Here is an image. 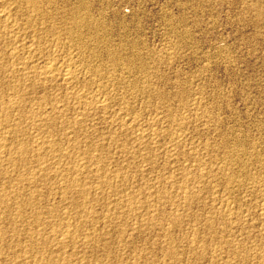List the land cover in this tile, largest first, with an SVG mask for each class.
<instances>
[{
	"label": "rangeland",
	"instance_id": "374dc122",
	"mask_svg": "<svg viewBox=\"0 0 264 264\" xmlns=\"http://www.w3.org/2000/svg\"><path fill=\"white\" fill-rule=\"evenodd\" d=\"M25 1L27 2L25 3ZM0 4V15L2 13V15L5 14L6 16H8L7 19L3 17L0 20V50H5L1 52L2 54L4 52H7L2 56L0 53V56L4 58L3 60L0 57V60L2 59L3 62H5L3 64L2 61L0 62V72H2L0 74V76H2V78L0 77V82H2L0 84V95L5 97L6 94V99H3L0 96V101H2V99L5 100V102L0 103H7L9 102V99L14 100L15 98L16 100L14 101L20 100L21 106H24L26 104L24 108H27V110H25L22 107L20 110L11 111L9 113L11 114V117L9 116L10 120L13 123H18L17 129L19 130L20 128L19 131L21 135V137L19 138H22V136L25 134L24 132H26V135H24V137L27 136V138L29 139V143L26 138H22L23 140L20 139L23 142L22 143L18 138H16L17 140L14 139L13 143L16 144L19 142L23 145L26 144L25 146L28 150H30L28 152H32V149L30 148L34 147L33 149H35V145H37L33 140V136L37 135V137H39L40 134L42 138H44L45 136V139H51V141H54L56 149H59H57L58 153H56V151L54 153L51 147H49L51 149H49L48 146L44 147L45 149L42 150H45L44 152H46V155L43 157V160L41 158L39 160L37 157L33 158V154L28 153V157L21 161H18L17 164L12 165L10 169L8 168L11 166V163L8 164L9 161L6 163L7 160H4V153H0L1 159L3 158L2 163L0 161V170L2 171V176L0 174V195L3 192L11 193V189H6V183L10 180L12 181V183L18 184L21 178L23 180H26L25 177H27V179H31L30 182H24V186L22 185L23 187L20 186L23 191L21 190V196L19 197L20 199H16L18 203L15 200L9 204H4L0 201V207L2 208L0 209V222H3L0 224V228H2L0 229V258L3 257L1 258L2 261H0V264H8L10 261L12 262H10L11 264H32V261L34 262L33 264H38L37 261H34L32 259L33 256L35 257L36 252L37 257L39 256V258H42V261L39 264H77V262H81L79 264H116V262L117 264H158V262L159 264H166V262L167 264H173L174 262L175 264H223V261L225 262L226 260L225 258H227V262H225V264H256L257 261V264H263L259 261H261L260 258H264V205L261 207L264 202V0H37V10L31 7V5L28 3V0H0ZM78 13H80V15L85 19V23L82 21L84 25L81 24L82 22L79 23L80 25L76 24L75 15ZM32 16L34 17V19ZM31 17L34 21H29L32 20ZM73 20H75V22H73ZM2 24L6 27H4ZM66 26L68 29L66 28ZM69 28L71 31L69 30ZM7 29L9 33H7ZM10 29H15L14 31H16L19 35L17 37L12 36L13 33H10ZM69 32H80V34H78L79 37H71L69 35ZM2 34L3 36L1 37ZM67 35H69V39L66 38ZM17 38L19 41L21 40L20 44L19 41L16 40ZM36 39H38V42ZM14 41L16 42V44L14 43ZM30 41L34 46L36 45V47L33 46L36 50L39 49L38 57L41 59V65H43V62L45 61L44 59L47 58V55L49 53L52 54L55 60L54 62H56L59 58V61L56 62L58 64L61 63V60L64 61V58L67 56L68 58L75 59L74 61H76L77 58V64L82 65L80 66L81 68L78 67L79 65L77 66L76 73L77 75H79L80 80L83 79L84 83L83 81H80L81 84L78 83L80 85L77 84L78 86H75V89L80 91H78L80 95L82 93H86L89 89V93L87 92V95H93L95 97L94 99H97L99 97L98 100H104L105 96V104L108 107L106 105L103 106V104L101 103H95L93 106L87 104V106L83 99V103L82 101H80V95L75 94L76 90L70 88V90L68 88L67 91L64 90L66 86H64L65 84L62 85L63 83L60 80H58L57 83L53 82L52 84L48 82V84L45 85L44 79L33 78V76L30 74L33 79L29 81L31 77L25 75L27 78L29 77L27 81V78L25 79L23 73H20L22 71L19 72V68H21V65L19 64V66L17 62L13 63V60L9 61L10 58L9 56L7 57V55L9 47L21 46L24 43H30ZM74 41L78 44L73 43ZM12 43H14V45ZM3 44L5 45L4 47H2ZM83 45L84 48L81 47ZM118 48L120 51L118 50ZM84 49L85 52H83ZM79 50L82 52H80ZM117 50L118 52H116ZM40 53L41 56L43 54H46L45 57H43L44 55L40 57ZM95 53L96 55H94ZM111 53H116L114 54V56H116V60L115 58L113 59V57L109 59ZM133 53L139 56L137 57ZM53 54H55V56ZM72 54L75 55L72 57ZM86 54H89L90 56L88 55V57ZM101 54L102 56H100ZM107 54H109L108 57ZM120 55L123 61L120 59ZM128 55H130L131 58ZM56 57L57 59H55ZM5 58L8 60L7 62ZM133 58L136 60H133ZM83 59L85 61H83ZM126 59H128L127 64L125 63ZM89 60H92L93 64H91L92 62ZM116 61L118 63H122H119L118 65ZM132 61L134 66H132ZM15 64L17 66L14 67ZM129 64L132 68H129ZM2 66L5 69L2 68ZM84 66L88 67L86 68ZM7 67H10L9 71ZM11 68L13 71L11 70ZM3 69L4 71H1ZM15 71L17 73H14ZM3 72L6 74L4 75ZM9 72L13 74L9 75ZM114 73H116V76L118 74V76L116 77ZM18 74L22 77H18ZM111 76L114 78H112ZM15 78L20 80L18 81ZM22 79L26 81L21 82L23 81ZM40 79H42L43 81ZM85 80L86 82L89 81V83H85ZM105 80H108V83ZM135 80L137 82L136 84H139L138 86L134 84ZM129 81L131 83H129ZM18 82L20 85L18 84ZM118 82L122 85L124 84V87L122 85H119ZM28 84L33 88H31ZM49 84L51 86H48ZM82 85H84L83 89H81ZM19 86H21L22 89ZM124 88H126L127 90ZM128 88L130 89L128 90ZM1 89H3V91H1ZM23 89H25L26 92L23 91ZM13 90H16L17 93L16 91L14 93ZM130 90L131 92L133 91V93H131ZM43 91L45 92V94ZM70 92H72V94L74 93L75 99ZM115 93H117V95ZM22 95L25 96V99ZM38 95L41 96L40 100L38 99ZM21 96L24 100L22 98V100L20 99ZM70 96L72 99L70 98ZM26 98H28L29 100ZM33 98L36 100H34ZM30 99L33 101H31ZM106 99L110 100L106 101ZM47 100H49V104L45 102ZM128 100L129 103L127 102ZM51 101H53L54 103ZM32 102L35 104V107L33 106ZM37 102L40 106H38ZM53 104H55L56 106L54 105L53 107ZM128 105L131 107L129 108ZM27 106H29L30 108L32 107L31 109L29 108V110L31 111L28 110ZM84 106L86 107V111ZM124 106L127 108L125 109ZM61 107L63 111L65 109L64 113H66L68 117L62 112ZM102 107L104 108V110H106V113L104 110H101L103 109ZM42 108L43 110H40ZM55 108L59 110V113ZM32 110L34 111V113ZM82 110L84 111L82 112ZM42 111L47 112V118L50 119L45 120V122H38V125L32 127V130L34 131L32 132L31 127L27 124V120L28 122L30 120L32 121V119L35 120V118L37 120V113ZM60 111L62 112V114ZM24 112L26 113V116L23 114ZM27 113L31 116H27ZM103 115L104 117L101 118V116ZM110 115H112L113 117ZM105 116L107 118H105ZM14 117L18 118V120ZM2 118V115H0V119ZM58 118L59 120L56 121V119ZM81 118H84L82 119L83 122ZM131 118H133V120H131ZM67 119L69 121H67ZM49 121L51 122L49 123ZM46 122H48V124ZM84 122L85 124H83ZM79 123L83 126L79 125ZM20 124H24L25 126L27 124V126L26 128H23L24 125L21 126ZM39 124L41 126H39ZM64 124L66 126L63 127ZM176 124L178 127L176 126ZM54 125L56 127H54ZM81 127L84 128V130ZM38 128L41 129L39 130ZM45 128L50 131H47ZM61 128H65V130H62ZM78 128L80 129L77 130ZM21 129L23 132L21 131ZM51 129H55V131H52ZM19 131L17 133H19ZM28 132L30 133L28 134ZM43 132L45 134H43ZM48 132H50L49 135ZM143 133L144 135H142ZM137 134L139 135L140 139L138 138ZM50 135H52L53 137H51ZM55 135H57V137ZM177 135L180 139L178 141V138L176 137ZM110 136L114 139L112 140ZM136 136L139 140L136 138ZM59 137L60 139H58ZM61 137L64 140H62ZM167 137L169 140L167 139ZM108 138H111V140ZM30 139L32 141H30ZM55 140L57 141V143ZM60 140L62 145L60 143ZM67 140L68 144H66ZM91 141H93V143H91ZM151 141L155 142L153 143ZM89 142L91 143V145H89ZM139 142H141V145H139ZM30 143L31 146L28 145ZM67 151L68 153H70L68 154ZM50 152L52 153L50 154ZM73 153L77 155L75 156ZM151 153L154 155V157ZM57 154L59 155L57 156ZM96 155H98V158L96 157ZM49 156H52L54 159L52 157L50 158ZM131 157L133 160L131 159ZM30 158L33 161H31ZM44 158L47 161L49 159V162L52 163L56 161L54 167L55 169H51L50 172L47 171L38 175L36 174V169L34 170V168H36L38 162H43L45 160ZM59 158L62 160H60ZM24 160L26 163L24 162ZM28 160L31 161L30 165H27L30 163L27 162ZM65 160L67 162L69 161L70 163H67ZM34 162H37V165ZM198 162L200 164H198ZM19 164H21L22 167H20L21 165ZM98 164L101 165L102 168ZM32 167L33 169H31ZM90 167L92 169L96 168L97 170L93 169L92 172V169H90ZM5 168L8 173L5 172ZM14 169L15 172L13 171ZM30 169L32 173H30ZM77 170L85 172L73 176L76 172H78ZM21 171H25L23 172L25 176L22 175ZM67 172H69V174ZM33 173L36 174V176ZM48 173L49 176L47 175ZM70 173L72 174L71 177ZM102 173L103 175L104 173H106L104 176H107L104 177ZM115 173L117 176H114ZM4 174L6 179L4 177ZM97 174H99V176ZM45 175L46 179L43 177ZM7 176L9 178H7ZM47 176L49 177V180ZM50 176L53 180L50 178ZM76 176L79 177V180ZM81 177L84 178L81 179ZM43 179L45 183L43 182ZM74 179H76V184L72 187H69L70 184H73ZM3 180L5 182H3ZM39 180L42 182H39ZM60 180L61 182L59 183ZM53 181L56 183H54ZM228 181H231L232 183ZM62 183L64 186H66L65 188L68 189L67 191L66 189L63 190L64 187ZM28 184L30 185V187ZM238 184H240V186ZM39 185L42 186L39 187ZM51 185L53 186V188L51 187L50 189L49 187ZM235 186L237 187V189L235 188ZM35 187L37 188L35 189ZM83 187H87V189L89 190L88 193L85 194V196L79 195ZM97 189L99 190L97 191ZM183 189L195 193V196L189 199L185 198L184 200L182 194L185 192V190ZM159 190L161 191L159 192L160 196L158 195ZM63 191L65 194L62 193ZM113 191H115V193H113ZM150 192L152 193L150 194ZM107 193L109 197L107 196L106 198L105 196L107 195ZM117 194L119 195L117 196ZM197 194H199V196ZM78 196L83 197L84 201L82 198H80V201ZM119 196L121 199L119 198ZM163 197L164 199H161ZM28 198H30L31 202L25 203V200ZM116 198L119 199L117 200ZM126 198L128 200L130 199L129 203H133L138 207L137 211H135L136 217L134 211H130V209L126 206L128 203L125 201ZM62 199H66V201ZM180 199H182V201ZM59 200H61L62 203H59ZM137 200H139L138 203ZM151 200H153L154 202ZM147 201L150 202L148 206ZM225 202H227V204H224ZM65 206L67 207V209ZM226 206H228V209L226 208ZM121 207H123V210ZM60 208L62 211L60 210ZM147 208H150L151 211L154 210L153 213L150 210H147ZM38 211L40 215H38ZM79 212H82L81 215ZM150 214L152 215V217L150 216ZM173 214L174 216L176 215V219L174 218ZM254 216L256 217L253 218ZM153 217H155L156 219ZM141 218L144 219L141 220ZM67 219L71 225L69 223L66 224ZM145 219L147 221H145ZM216 219L218 222L216 221ZM149 220H151V222L153 220L154 222L151 223L149 222ZM180 220H182V223L180 222ZM44 221L45 223L44 225H42ZM125 221L128 223H126ZM54 222L56 223V225H54ZM91 222L95 225H92ZM209 222H211V224ZM29 223H31V226L29 225ZM52 223L53 229L51 228ZM150 224L151 226L149 228L148 225ZM206 224H208L207 227ZM76 225L77 227L79 226L78 229ZM86 225L89 228H87ZM211 226L212 228L214 227V229H212ZM229 226L231 227V229ZM238 226H240V229ZM63 227H65V229ZM59 229L60 231L62 230V234L59 233ZM106 229L108 230V232H106ZM18 231L19 234L17 233L16 235V232ZM52 232L54 233V236ZM72 232H75V235H77L78 238L84 241L87 239V243H85V245L81 244L80 246V243L76 244L66 241L65 245L61 248L53 247V244L56 240H58L59 235L60 238H62L64 235L63 233H65L66 235V233ZM259 234L261 235V237ZM26 235H28V237ZM17 237L19 238L17 239ZM36 237H38V241L36 240ZM194 240L195 242H193ZM203 240L206 242H204ZM226 240L227 242L229 240V243H227ZM168 241L170 242V245ZM191 241L193 244H195V247L194 245L192 246ZM200 241H202L201 243L203 244H201ZM220 241L222 245H220ZM34 243H37L36 247ZM42 243L45 245V247H49L50 245V248H44V245ZM175 243L179 246L175 245ZM241 243L243 244L242 247ZM91 245H94L92 247H95V249H92ZM189 245L190 248L188 247ZM37 247H40L38 249L43 248L44 251L43 249L36 250ZM213 247L216 248L214 249ZM220 247H222V251L220 250ZM86 248L89 250H87ZM225 248L228 255L225 251ZM26 249L30 250L29 253L28 251H25ZM32 249H35V251ZM54 249H56V251H52ZM163 249H165L166 252L163 251ZM205 249L214 251L207 252ZM239 249L243 252L240 253ZM81 250L83 252H81ZM258 250L259 252L256 253V251ZM24 251L27 252V254ZM57 251L58 253H56ZM64 252L67 255H65ZM175 252H178V254L180 253L181 256H179L178 254H173ZM218 253L221 256H219ZM253 253L254 256H252ZM255 254H257V256ZM23 255L25 256L23 257ZM83 255L85 257H83ZM56 256H59L57 259L60 262L58 260L55 262ZM75 256L77 260L76 258H74ZM221 257L223 260L221 259ZM161 260H164V262H162Z\"/></svg>",
	"mask_w": 264,
	"mask_h": 264
},
{
	"label": "bare ground",
	"instance_id": "6f19581e",
	"mask_svg": "<svg viewBox=\"0 0 264 264\" xmlns=\"http://www.w3.org/2000/svg\"><path fill=\"white\" fill-rule=\"evenodd\" d=\"M27 1H25V3H26ZM44 2V1H43ZM49 2H51V1H49ZM28 3L31 5V7L32 8H34V9H36L37 10V8H38V4H37V0H28ZM48 3V2H47ZM1 5V4H0ZM5 6V5H4ZM39 7H40V5H39ZM3 10V9H2ZM75 11V10H74ZM79 11V10H78ZM10 12V11H9ZM28 12V11H27ZM33 12V11H32ZM31 12V13H32ZM61 12V11H60ZM76 12V11H75ZM74 12V13H75ZM44 13V12H43ZM52 13V12H51ZM64 14V13H63ZM73 14V13H72ZM9 15V14H8ZM28 15H29V13H28ZM67 15V14H66ZM69 15H70V13H69ZM83 15V14H82ZM44 16V15H43ZM46 16V15H45ZM48 16V15H47ZM50 16V15H49ZM54 16V15H53ZM73 16V15H72ZM8 18V16H6L5 14L4 15H2V13H1V15H0V20L2 19V18ZM33 17V16H32ZM32 17H31V19H32ZM69 17V16H68ZM74 17V16H73ZM41 18V17H40ZM39 18V19H40ZM43 18V17H42ZM76 18V19H75ZM75 20H76V24H79V23H81L82 21L84 22V18L80 15V13H78V14H76L75 15ZM86 18V17H85ZM33 19H34V17H33ZM29 20V21H34V20ZM37 19V18H36ZM42 20V19H41ZM72 20V19H71ZM75 20H73V22H75ZM5 21V20H4ZM51 21H52V19H51ZM87 21H88V19H87ZM2 22V21H1ZM38 22V21H37ZM83 22L81 23V24H83ZM5 23V22H4ZM52 23H53V21H52ZM85 23V22H84ZM91 23V22H90ZM1 24V23H0ZM34 24V23H33ZM32 24V25H33ZM3 25V24H2ZM6 25V24H5ZM80 25V24H79ZM84 25V24H83ZM90 25V24H89ZM92 25V24H91ZM4 26V25H3ZM13 26V25H12ZM72 26H73V23H72ZM77 26V25H76ZM4 27H6V26H4ZM69 27H70V25H69ZM14 28V27H13ZM50 28V27H49ZM66 28H67V26H66ZM72 28V27H71ZM88 28V27H87ZM1 29V28H0ZM68 29V28H67ZM67 29H65V30H67ZM15 30V29H14ZM13 29H10V33H13V35L12 36H14V37H17L19 34H17V32L16 31H14ZM17 30V29H16ZM41 30V29H40ZM43 30V29H42ZM64 30V31H65ZM69 30H70V28H69ZM7 31H8V29H7ZM32 31V30H31ZM38 31V30H37ZM52 31V30H51ZM71 31V30H70ZM76 31V30H75ZM79 31V30H78ZM1 32V31H0ZM27 32V31H26ZM7 33H9V31L7 32ZM19 33V32H18ZM65 33V32H64ZM82 33V32H81ZM1 34V33H0ZM35 34V33H34ZM39 34V33H38ZM45 34V33H44ZM66 34H68V33H66ZM78 34H80V32H78V33H76V32H69V35L71 36V37H77L78 36ZM83 34V33H82ZM30 35V34H29ZM40 35V34H39ZM56 35V34H55ZM69 35H67V37L66 38H68L69 39ZM3 36V34L1 35V37ZM23 36H25V35H23ZM32 36H33V34H32ZM36 36V35H35ZM34 36V37H35ZM29 37V36H28ZM41 37V36H40ZM79 37V36H78ZM19 38H21V37H19ZM36 38V37H35ZM37 38H39V37H37ZM44 38V37H43ZM58 38V37H57ZM13 39V38H12ZM27 39V38H26ZM74 39V38H73ZM77 39V38H76ZM15 40V39H14ZM16 40H18V38L16 39ZM15 40V41H16ZM28 40V39H27ZM33 40H34V38H33ZM37 40V42H38V39H36ZM60 40V39H59ZM71 40H72V38H71ZM94 40V39H93ZM14 41V43L16 44V42ZM19 41V40H18ZM21 41V40H20ZM20 41H19V44H20ZM24 41V40H23ZM26 41V40H25ZM79 41V40H78ZM9 42V41H8ZM12 42V41H11ZM27 42V41H26ZM33 42V41H32ZM42 42V41H41ZM68 42H69V40H68ZM80 42V41H79ZM14 43H12L13 45H14ZM18 43V42H17ZM24 43V42H23ZM23 43H21V44H23ZM58 43V42H57ZM73 43H77V42H73ZM85 43V42H84ZM83 43V44H84ZM43 44V43H42ZM41 44V45H42ZM78 44V43H77ZM81 44V43H80ZM86 44V43H85ZM88 44V43H87ZM7 45V44H6ZM44 45H45V43H44ZM70 45V44H69ZM76 45V44H75ZM82 45V44H81ZM0 46H1V43H0ZM5 45L3 44L2 45V47H4ZM8 46V45H7ZM11 46V45H10ZM34 45H33V43H31V41H30V43H24L23 45H21V46H12V47H9L8 48V55H7V57L9 56V58H10V60L9 61H12L13 60V63L15 62H17L18 63V65L20 64L21 65V68H19V72L20 71H22V72H20V73H23V76L25 77V79L27 78L25 75H27V76H30L31 77V75L33 76V78H42V79H44V81H45V85H47L48 84V82L49 83H52L53 84V82H56L57 83V81L58 80H60V81H62V85H64V86H66V88L64 89V90H66L67 91V88L69 89H74V90H76L75 89V86H78V85H80L81 83H80V81H83V79L82 80H80V78H79V75H77V73H76V69H77V66L78 67H80L81 65L80 64H77V58H76V61H74L75 59H73V58H68V56L67 57H65L64 58V61L63 60H61V63H56V62H58L59 61V58H58V60L56 61V62H54L55 60H54V58H53V56H52V54H48L47 55V58L46 59H44L45 61L43 62V65H41V62H40V58L38 57V50L39 49H35L34 47H36V45L33 47ZM38 46V45H37ZM105 46V45H104ZM75 47V46H74ZM81 47H83L84 48V45L83 46H81ZM101 47V46H100ZM108 47V46H107ZM122 47V46H121ZM7 48V47H6ZM49 48V47H48ZM83 48H81V49H83ZM96 48V47H95ZM98 48V47H97ZM111 48V47H110ZM44 49V48H43ZM80 49V50H81ZM86 49V48H85ZM85 49L83 50V52H85ZM112 49V48H111ZM113 49H115V48H113ZM117 49V48H116ZM135 49V48H134ZM51 50V49H50ZM68 50V49H67ZM77 50V49H76ZM79 50V51H80ZM107 50V49H106ZM105 50V51H106ZM118 50H119V48H118ZM118 50L116 51V52H118ZM2 51H5V50H2ZM1 50H0V53L2 52ZM78 51V52H79ZM90 51V50H89ZM92 51V50H91ZM97 51V50H96ZM95 51V52H96ZM111 51V50H110ZM120 51V50H119ZM136 51V50H135ZM135 51H134V53H135ZM69 52V51H68ZM67 52V53H68ZM72 52V51H71ZM80 52H82V51H80ZM112 52V51H111ZM137 52V51H136ZM4 53H7V52H4ZM4 53L2 54L1 53V56L2 55H4ZM48 53V52H47ZM51 53H52V51H51ZM70 53V52H69ZM87 53H88V50H87ZM92 53V52H91ZM110 53V52H109ZM133 53V54H134ZM60 54V53H59ZM75 54H76V52H75ZM74 54V55H75ZM90 54V53H89ZM88 54V55H89ZM100 54V53H99ZM98 54V55H99ZM102 54H103V52H102ZM102 54L100 55V56H102ZM114 54H116V53H114ZM114 54H110V58L109 59H111L112 57H113V59L116 57V56H114ZM132 54V53H131ZM130 54V55H131ZM44 55V56H43ZM42 56L43 57H45V55L46 54H43ZM54 56H55V54H53ZM69 55V54H68ZM73 54H72V57L74 56ZM79 55V54H78ZM82 55H83V53H82ZM81 55V56H82ZM87 55V54H86ZM87 55V56H88ZM92 55V54H91ZM94 55H96V53L94 54ZM108 55L109 54H107V57H108ZM130 55H128L130 58H131V56ZM135 55V54H134ZM0 56V57H1ZM41 56V53H40V57H42ZM80 56V57H81ZM85 56V55H84ZM87 56H86V58H87ZM90 56V55H89ZM88 56V57H89ZM119 56V55H118ZM135 56H137V54L135 55ZM139 56V55H138ZM137 56V57H138ZM69 57H71V56H69ZM97 57V56H96ZM141 57V56H140ZM3 60H4V58L3 57H1ZM62 58V57H61ZM84 58V57H83ZM130 58H129V60H130ZM171 58V57H170ZM0 60V62L2 61V64L3 63H5V62H3V60ZM6 59V58H5ZM55 59H57V57L55 58ZM63 59V58H62ZM94 59V58H93ZM120 59H121V55H120ZM82 60V59H81ZM80 60V61H81ZM115 60H116V58H115ZM122 60V59H121ZM127 60L128 59H126V64H127ZM133 60H136V59H134L133 58ZM8 60L6 59V62H7ZM43 61V60H42ZM83 61H85L84 59H83ZM89 61H91L92 62V60H89ZM110 61V60H109ZM123 61V60H122ZM125 61V60H124ZM87 62V61H86ZM117 62V61H116ZM12 63V62H11ZM78 63H80V62H78ZM84 63V62H83ZM88 63V62H87ZM86 63V64H87ZM95 63V62H94ZM112 63H114V62H112ZM118 63V62H117ZM119 63H122V62H119ZM119 63H118V65H119ZM85 64V65H86ZM90 64V63H89ZM91 64H93V62L91 63ZM102 64V63H101ZM125 64V65H126ZM5 65H7V64H5ZM19 65V66H20ZM113 65V64H112ZM117 65V64H116ZM122 65V64H121ZM120 65V66H121ZM124 65V66H125ZM4 66V65H3ZM2 66V68H4ZM9 66V65H8ZM15 66H17L16 64L14 65V67ZM18 66V67H19ZM123 66V65H122ZM132 66H134V64H133V61H132ZM14 67H12V68H14ZM84 67H86V66H84ZM88 67V66H87ZM86 67V68H87ZM143 67V66H142ZM0 68H1V65H0ZM8 68V67H7ZM10 68V67H9ZM9 68H8V71H9ZM12 68H11V70H12ZM81 68V67H80ZM126 68H127V66H126ZM129 68H132V67H130V64H129ZM5 69V68H4ZM4 69L3 70H1V71H4ZM16 69V68H15ZM85 69V68H84ZM91 69V68H90ZM95 69V68H94ZM17 70V69H16ZM132 70V69H131ZM139 70H142V69H139ZM7 71V70H6ZM13 71V70H12ZM79 71H81V70H79ZM78 71V72H79ZM91 71V70H90ZM26 72H28V73H26ZM2 72H0V74H1ZM4 73V72H3ZM10 74L9 75H11V74H13V73H11V72H9ZM14 73H17L16 71L14 72ZM26 73V74H25ZM80 73V72H79ZM85 73V72H84ZM98 73V72H97ZM6 73H4V75H5ZM31 74V75H30ZM91 74V73H90ZM116 73H114V75H115ZM7 75H8V73H7ZM16 75V74H15ZM81 75V74H80ZM85 75V74H84ZM99 75V74H98ZM113 75V74H112ZM13 76V75H12ZM17 76V75H16ZM21 76V75H20ZM19 76V74H18V77H20ZM87 76V75H86ZM116 76V75H115ZM117 76H118V74H117ZM116 76V77H117ZM1 78H2V76H0ZM4 77V76H3ZM22 77V76H21ZM90 77V76H89ZM91 77H93V76H91ZM95 77V76H94ZM112 77V76H111ZM7 78V77H6ZM14 78V77H13ZM32 77L30 78V80L29 81H31V79H33ZM83 78V77H82ZM88 78V77H87ZM86 78V79H87ZM112 78H114V77H112ZM5 79V78H4ZM3 79V80H4ZM8 79V78H7ZM16 79V78H15ZM28 79H29V77L27 78V81H28ZM42 79H40V80H42ZM89 79V78H88ZM96 79V78H95ZM117 79V78H116ZM119 79H122V78H119ZM131 79V78H130ZM145 79V78H144ZM1 80V79H0ZM16 80H18V79H16ZM20 80V79H19ZM18 80V81H19ZM23 80V79H22ZM39 80V81H40ZM115 80V79H114ZM113 80V81H114ZM26 81V80H25ZM24 80L23 81H21V82H25ZM43 81V80H42ZM103 81V80H102ZM106 81V80H105ZM112 81V82H113ZM116 81V80H115ZM120 81V80H119ZM123 81V80H122ZM17 82V81H16ZM15 82V83H16ZM34 82H35V80H34ZM36 82H37V80H36ZM47 82V83H46ZM93 82V81H92ZM107 83H108V80L106 81ZM117 82V81H116ZM2 82H0V84H1ZM13 83V82H12ZM29 83V82H28ZM42 83V82H41ZM78 83H80V84H78ZM83 83H84V81H83ZM85 83H89V81L88 82H86V80H85ZM97 83V82H96ZM101 83V82H100ZM119 83V82H118ZM125 83V82H124ZM127 83V82H126ZM129 83H131L130 81H129ZM137 82H136V80H135V83L134 84H136ZM153 83V82H152ZM4 84H6V83H4ZM11 84V83H10ZM18 84H19V82H18ZM32 84V83H31ZM35 84V83H34ZM78 84V85H77ZM116 84V83H115ZM134 84H132V85H134ZM142 84V83H141ZM14 85V84H13ZM20 85V84H19ZM25 85V84H24ZM29 85V84H28ZM37 85H39V84H37ZM43 85V84H42ZM44 85V86H45ZM54 85H56V84H54ZM86 85V84H85ZM93 85V84H92ZM102 85V84H101ZM119 85H122V84H120L119 83ZM124 85V84H123ZM122 85V86H123ZM128 85H130V84H128ZM137 85V84H136ZM139 85V84H138ZM137 85V86H138ZM143 85H144V82H143ZM2 86V85H1ZM6 86H8V85H6ZM22 86V85H21ZM21 86H19L20 88H21ZM26 86H27V83H26ZM30 87H31V85H29ZM34 86V85H33ZM48 86H51L50 84L48 85ZM87 86V85H86ZM141 86V85H140ZM12 87V86H11ZM15 87V86H14ZM18 87V88H19ZM23 87V86H22ZM41 87V86H40ZM83 87H84V85H82V88H81V86H80V88L81 89H83ZM112 87H113V85H112ZM124 87V86H123ZM130 87V86H129ZM134 87V86H133ZM31 88H33V87H31ZM35 88V87H34ZM42 88V87H41ZM46 88H48V87H46ZM52 88V87H51ZM79 88V87H78ZM77 88V89H78ZM79 88V89H80ZM98 88H99V85H98ZM102 88V87H101ZM127 88V87H126ZM126 88H124V89H126ZM135 88V87H134ZM137 88V87H136ZM144 88V87H143ZM22 89V88H21ZM21 89H20V91H21ZM27 89H29V88H27ZM36 89V88H35ZM34 89V90H35ZM53 89V88H52ZM69 89V90H70ZM97 89V88H96ZM104 89V88H103ZM110 89V88H109ZM130 88H128V90H129ZM139 89V88H138ZM146 89H147V87H146ZM9 90H11V89H9ZM42 90V89H41ZM45 90V89H44ZM59 90V89H58ZM73 90V91H74ZM100 90V89H99ZM111 90V89H110ZM113 90V89H112ZM127 90V89H126ZM134 90V89H133ZM1 91H3V89H1ZM15 91L16 90H13V92L15 93ZM19 91V90H18ZM23 91H25V89H23ZM27 91H29V90H27ZM56 91V90H55ZM60 91V90H59ZM72 91V92H73ZM78 91L79 90H76L75 91V94L77 95H80L79 93H78ZM101 91V90H100ZM114 91V90H113ZM112 91V92H113ZM138 91V90H137ZM150 91H151V89H150ZM26 92V91H25ZM24 92V93H25ZM30 92H31V90H30ZM41 92V91H40ZM44 92V91H43ZM72 92H70L71 94H72ZM80 92V91H79ZM88 93H89V89H88V91H87ZM87 92L86 93H82L81 95H80V97H81V99H80V101H82V99L84 100V102L86 103V105L88 104V105H91V106H93L95 103L97 104V103H101V104H103V106L104 105H106L105 103V96H104V100L102 99V100H98L99 99V97L97 98V99H94L95 97L93 96V95H87ZM130 92H131V90H130ZM129 92V93H130ZM135 92V91H134ZM140 92V91H139ZM145 92V91H144ZM2 93V92H1ZM13 93V94H14ZM16 93H17V91H16ZM19 93H21V92H19ZM49 93V92H48ZM59 93V92H58ZM65 93H68V92H65ZM70 93H69V95H70ZM93 93V92H92ZM131 93H133V91L131 92ZM3 94V93H2ZM12 94V93H11ZM11 94H10V96H11ZM23 94V93H22ZM30 94V93H29ZM44 94H45V92H44ZM54 94V93H53ZM91 94V93H90ZM110 94V93H109ZM116 95H117V93H115ZM124 94H125V92H124ZM138 94V93H137ZM7 95H8V93H7ZM35 95V94H34ZM73 95V98L75 99V95H74V93L72 94ZM111 95H112V93H111ZM127 95V94H126ZM132 95V94H131ZM136 95V94H135ZM140 95V94H139ZM161 95V94H160ZM1 96V95H0ZM9 96V97H10ZM23 96V95H22ZM22 96L20 97V99L22 98ZM39 96V95H38ZM45 96V95H44ZM47 96H50V95H47ZM46 96V97H47ZM55 96V95H54ZM99 96V95H98ZM134 96V95H133ZM137 96V95H136ZM144 96V95H143ZM169 96V95H168ZM3 99L5 98L6 99V94H5V97H3V96H1ZM9 97H7V98H9ZM24 97V99H25V96H23ZM30 97H31V95H30ZM45 97V98H46ZM79 97V96H78ZM114 97V96H113ZM128 97H130V96H128ZM150 97V96H149ZM1 98V99H2ZM13 98V97H12ZM11 98V99H12ZM19 98V97H18ZM35 98V97H34ZM33 98V99H34ZM37 98V97H36ZM40 98H41V96H39V100H40ZM68 98H69V96H68ZM68 98H67V100H68ZM70 98H71V96H70ZM103 98V97H102ZM107 98V97H106ZM109 98V97H108ZM115 98V97H114ZM2 99V101H0L1 103L2 102H5V100H3ZM23 99V98H22ZM21 99V100H22ZM23 99V100H24ZM26 99H28V98H26ZM72 99V98H71ZM77 99V98H76ZM79 99V98H78ZM101 99V98H100ZM121 99V98H120ZM14 100H16L15 98H14ZM13 99L12 100H8L9 102H7V103H3V104H1L0 103V115H2V119H0V153H4V155H5V157H4V160H7L6 161V163L8 162V164H10L11 163V166L8 168V169H10L11 167H12V165H16L17 164V162L18 161H21V160H23V159H25L26 157H28L27 155H28V153H30V154H33V158L34 157H37L39 160H40V158L43 160V157L46 155V152H44L42 149H45L44 147H46V146H48V148L49 147H51L52 149H53V151H54V153H55V151H56V153H58V151H57V149H56V146H55V143H54V141H51V139L50 140H47V139H45L46 137L44 136V138H42V136L39 134V137H37V135H34V134H32V135H34L33 136V140H34V142L37 144V145H35L36 147H35V149H33V148H30V149H32V152H28V151H30V150H28L27 149V147L25 146V145H23V144H20L18 141V143H16V144H14L13 143V141H14V139L15 140H17L16 138H18L19 140L20 139H22V138H26V140H28V143H29V139L27 138V136H25L24 137V135H26V132H24L25 134L22 136V138H19V137H21V135H20V128H19V130L17 129V127H18V123H13L11 120H10V117H11V114H9L11 111H17V110H20L22 107H23V109H25L24 108V106H26V104L24 105V106H21V104H20V100H17V101H14ZM29 100V99H28ZM31 100V99H30ZM34 100H36V99H34ZM38 100V101H39ZM43 100V99H42ZM52 100V99H51ZM109 101L110 99H106V101ZM116 100V99H115ZM114 100V101H115ZM119 100V99H118ZM166 100V99H165ZM19 101V102H18ZM31 101H33V100H31ZM53 101H55V100H53ZM53 101H51V102H53ZM132 101V100H131ZM27 102V101H26ZM29 102V101H28ZM45 102H47L48 104H49V100H47V101H45ZM50 102V103H51ZM111 102V101H110ZM109 102V103H110ZM128 103H129V100L127 101ZM157 102V101H156ZM30 103V102H29ZM40 103H42V102H40ZM54 103V102H53ZM59 103V102H58ZM82 103H83V101H82ZM108 103V104H109ZM31 104V103H30ZM32 104H33V106L35 107V104L32 102ZM37 104H38V106H40L39 105V103L37 102ZM36 104V105H37ZM46 104V103H45ZM122 104V103H121ZM54 105L55 104H53V107H54ZM64 105V104H63ZM66 105V104H65ZM72 105V104H71ZM87 105V106H88ZM110 105H112V104H110ZM130 105V104H129ZM128 105V106H129ZM32 106V105H31ZM44 106V105H43ZM56 106V105H55ZM77 106V105H76ZM107 106V105H106ZM123 106V105H122ZM127 106V105H126ZM28 107V110H29V106H27ZM37 107V106H36ZM51 107V106H50ZM64 107V106H63ZM68 107V106H67ZM79 107V106H78ZM85 107V106H84ZM83 107V108H84ZM95 107V106H94ZM108 107V106H107ZM125 107V106H124ZM131 106H129V108H130ZM32 108V107H31ZM30 108V109H31ZM41 108V107H40ZM46 108V107H45ZM48 108V107H47ZM52 108V107H51ZM65 108H66V106H65ZM90 108V107H89ZM103 108V107H102ZM111 108H113V107H111ZM120 108V107H119ZM127 107H125V109H126ZM35 109V108H34ZM49 109V108H48ZM55 109H57V108H55ZM60 109V108H59ZM61 109H62V107H61ZM60 109V110H61ZM72 109V108H71ZM81 109V108H80ZM79 109V110H80ZM25 110H27V108L25 109ZM36 110V109H35ZM40 110H43V108L42 109H40ZM89 110V109H88ZM87 110V111H88ZM101 110H104V108L103 109H101ZM121 110V109H120ZM23 111V110H22ZM29 111H31V110H29ZM33 111V110H32ZM37 111V110H36ZM49 111V110H48ZM55 111V110H54ZM57 111H58V113H59V110L57 109ZM64 111H65V109H64ZM64 111H63V109H62V112L64 113ZM70 111V110H69ZM76 111V110H75ZM84 110H82V112H83ZM85 111H86V107H85ZM105 111V113H106V110H104ZM192 111V110H191ZM61 112V111H60ZM62 112H61V114H62ZM100 112V111H99ZM134 112V111H133ZM163 112V111H162ZM13 113V112H12ZM15 113V112H14ZM17 113V112H16ZM22 113V112H21ZM20 113V114H21ZM33 113H34V111H33ZM86 113V112H85ZM91 113V112H90ZM97 113V112H96ZM103 113V112H102ZM113 113V112H112ZM132 113V112H131ZM137 113V112H136ZM152 113V112H151ZM18 114V113H17ZM24 115L26 114L25 112L23 113ZM38 114V115H37ZM36 115L38 116V119L36 120V118H35V120H33L32 118H33V115H32V118H30V119H32V121L30 120L29 122H28V120H27V124L31 127V130H32V127L33 126H36V125H38L37 123L38 122H45V120H49L50 118H47V112H39V113H37ZM55 114H56V112H55ZM64 114H66V113H64ZM63 114V115H64ZM88 114V113H87ZM127 114H128V112H127ZM19 115V114H18ZM30 115V114H29ZM28 115V113H27V116H29ZM35 115V114H34ZM49 115H50V113H49ZM52 115H54V114H52ZM51 115V116H52ZM67 115V114H66ZM112 115H114V114H112ZM112 115H110V116H112ZM162 115V114H161ZM10 116V117H9ZM13 116H15V115H13ZM26 116V115H25ZM31 116V115H30ZM29 116V117H30ZM96 116V115H95ZM98 116V115H97ZM107 116V115H106ZM105 116V118H107ZM109 116V117H110ZM36 117V116H35ZM57 117H58V115H57ZM62 117H64V116H62ZM67 117H68V115H67ZM89 117V116H88ZM102 117H104V115L103 116H101V118ZM113 117V116H112ZM15 119H17L18 120V118H16V117H14ZM14 118H12V119H14ZM20 118H21V116H20ZM27 118V117H26ZM52 118V117H51ZM115 118V117H114ZM123 118V117H122ZM141 118V117H140ZM54 119H55V117H54ZM63 119V118H62ZM61 119V120H62ZM69 119V118H68ZM67 119V121H69ZM82 119H84V118H81V120ZM109 119V118H108ZM116 119V118H115ZM23 120V119H22ZM57 120H59V118L58 119H56V121ZM64 120V119H63ZM113 120V119H112ZM131 120H133V118H131ZM137 120V119H136ZM21 121V120H20ZM19 121V122H20ZM53 121V120H52ZM66 121V122H67ZM71 121H73V120H71ZM79 121V120H78ZM106 121V120H105ZM115 121V120H114ZM122 121V120H121ZM125 121V120H124ZM158 121V120H157ZM164 121H165V119H164ZM12 122V123H11ZM51 121H49V123H50ZM59 122H61V121H59ZM82 122H83V120H82ZM109 122V121H108ZM118 122V121H117ZM123 122V121H122ZM21 123V122H20ZM24 123V122H23ZM47 124H48V122H46ZM62 123H64V122H62ZM71 123V122H70ZM77 123V122H76ZM104 123H106V122H104ZM125 123V122H124ZM129 123H131V122H129ZM150 123V122H149ZM25 124V123H24ZM24 124H22V125H24ZM27 124H26V126H27ZM56 124V123H55ZM66 124V123H65ZM63 125V127L64 126H66V125ZM68 124V123H67ZM75 124V123H74ZM73 124V125H74ZM83 124H85V122L83 123ZM111 124V123H110ZM116 124V123H115ZM153 124V123H152ZM177 124H179V123H177ZM177 124H176V126H177ZM21 125V124H20ZM21 125V126H22ZM78 125V124H77ZM76 125V126H77ZM79 125H82V124H80L79 123ZM125 125V124H124ZM128 125V124H127ZM150 125V124H149ZM163 125V124H162ZM181 125V124H180ZM20 126V127H21ZM26 126L24 125L23 126V128L25 127L26 128ZM39 126H41L40 124H39ZM43 126V125H42ZM45 126V125H44ZM49 126V125H48ZM62 126V125H61ZM83 126V125H82ZM86 126V125H85ZM122 126V125H121ZM139 126V125H138ZM51 127V126H50ZM49 127V128H50ZM54 127H56L55 125H54ZM60 127V126H59ZM70 127V126H69ZM178 127V126H177ZM43 128V127H42ZM82 128V127H81ZM118 128V127H117ZM154 128V127H153ZM39 129V128H38ZM41 129V128H40ZM39 129V130H40ZM46 129V128H45ZM59 129V128H58ZM62 130H65V128H61ZM80 128H78L77 130H79ZM83 130H84V128H82ZM135 129V128H134ZM185 129V128H184ZM47 131H50V130H48V129H46ZM52 130V129H51ZM54 131H55V129H53ZM52 130V131H53ZM75 130V129H74ZM124 130V129H123ZM126 130V129H125ZM175 130V129H174ZM174 130H172V131H174ZM19 131V133H17ZM21 131H22V129H21ZM37 131V130H36ZM46 131V132H47ZM127 131V130H126ZM129 131V130H128ZM147 131V130H146ZM155 131V130H154ZM177 131V130H176ZM179 131V130H178ZM23 132V131H22ZM32 132H34L33 130H32ZM69 132H70V129H69ZM122 132V131H121ZM30 132H28V134H29ZM36 133H38V132H36ZM35 133V134H36ZM42 133V132H41ZM49 133L50 132H48V135H49ZM59 133V132H58ZM77 133H78V131H77ZM80 133H81V131H80ZM79 133V134H80ZM125 133V132H124ZM131 133V132H130ZM141 133V132H140ZM159 133V132H158ZM43 134H45L44 132H43ZM57 134V133H56ZM67 134H68V131H67ZM69 134H71V133H69ZM73 134V133H72ZM75 134V133H74ZM93 134V133H92ZM135 134V133H134ZM31 135V134H30ZM53 135V134H52ZM52 135H50L51 137H53ZM77 135V134H76ZM138 135V134H137ZM142 135H144V133L142 134ZM148 135V134H147ZM146 135V136H147ZM151 135H153V134H151ZM154 135H157V134H154ZM169 135V134H168ZM56 137H57V135H55ZM54 136V137H55ZM66 136V135H65ZM64 136V137H65ZM70 136V135H69ZM106 136V135H105ZM129 136V135H128ZM146 136H145V138H146ZM167 136V135H166ZM48 137V136H47ZM71 137V136H70ZM94 137H95V135H94ZM93 137V138H94ZM111 137V136H110ZM153 137V136H152ZM178 139H177V141L178 140H180L179 139V136L177 135L176 136ZM29 138H30V136H29ZM112 138V137H111ZM111 138H108V139H110L111 140ZM135 138V137H134ZM136 138H137V136H136ZM138 138L140 139V137H139V135H138ZM137 138V139H138ZM164 138V137H163ZM56 139V138H55ZM58 139H60V137L58 138ZM58 139H57V141H58ZM61 139L62 140H64L62 137H61ZM92 139V138H91ZM90 139V140H91ZM96 139V138H95ZM105 139V138H104ZM114 138H112V140H113ZM138 139V140H139ZM167 139H168V137H167ZM23 140V139H22ZM74 140V139H73ZM93 140V139H92ZM169 140V139H168ZM174 140H175V138H174ZM21 141V140H20ZM30 141H32L31 139H30ZM56 141V140H55ZM57 141H56V143H57ZM75 141H76V139H75ZM109 141V140H108ZM135 141H137V140H135ZM22 142V141H21ZM64 142V141H63ZM66 142V141H65ZM71 142V141H70ZM79 142V141H78ZM95 142V141H94ZM110 142V141H109ZM113 142H115V141H113ZM151 142H155V141H151ZM23 143V142H22ZM60 143H61V140H60ZM73 143V142H72ZM71 143V144H72ZM75 143V142H74ZM91 143H93V141H91ZM91 143L89 142V145H91ZM96 143V142H95ZM95 143H94V145H95ZM98 143V142H97ZM140 144L139 145H141V142H139ZM65 144V143H64ZM66 144H68V140H67V143ZM65 144V145H66ZM174 144V143H173ZM28 145H30L31 146V143L30 144H28ZM61 145H62V143H61ZM65 145H63V146H65ZM74 145V144H73ZM72 145V146H73ZM93 145V144H92ZM138 145V144H137ZM184 145V144H183ZM182 145V146H183ZM156 146V145H155ZM173 146V145H172ZM54 147H55V149H54ZM70 147V146H69ZM68 147V148H69ZM83 147V146H82ZM160 147V146H159ZM162 147V146H161ZM170 147V146H169ZM51 148H49V149H51ZM60 148V147H59ZM64 148V147H63ZM74 148V147H73ZM117 148H119V147H117ZM167 148V147H166ZM65 149V148H64ZM168 149V148H167ZM59 150V149H58ZM83 150H85V149H83ZM92 150V149H91ZM103 150V149H102ZM51 151V150H50ZM93 151H95V150H93ZM158 151V150H157ZM175 151V150H174ZM173 151V152H174ZM63 152H64V150H63ZM72 152V151H71ZM83 152H85V151H83ZM124 152H125V149H124ZM164 152H165V150H164ZM163 152V153H164ZM224 152V151H223ZM52 152H50V154H51ZM61 153V152H60ZM67 153H68V151H67ZM70 153V152H69ZM68 153V154H69ZM77 153H78V151H77ZM116 153V152H115ZM122 153H123V151H122ZM135 153V152H134ZM176 153H177V151H176ZM64 154V153H63ZM74 154V153H73ZM100 154V153H99ZM127 154V153H126ZM143 154V153H142ZM152 154V153H151ZM49 155V154H48ZM53 155V154H52ZM59 154H57V156H58ZM71 155V154H70ZM75 155V154H74ZM77 155V154H76ZM75 155V156H76ZM82 155V154H81ZM104 155H106V154H104ZM125 155V154H124ZM153 155V154H152ZM156 155H157V153H156ZM32 156V155H31ZM62 156H64V155H62ZM72 156V155H71ZM75 156H74V158H75ZM79 156V155H78ZM98 155H96V157H97ZM117 156V155H116ZM126 156V155H125ZM151 156V155H150ZM150 156H148V157H150ZM3 157V156H2ZM50 158L52 157V156H49ZM55 157H56V155H55ZM81 157V156H80ZM90 157V156H89ZM119 157V156H118ZM147 157V158H148ZM153 157H154V155H153ZM183 157H185V156H183ZM205 157V156H204ZM232 157V156H231ZM53 158V157H52ZM68 158H69V156H68ZM84 158V157H83ZM86 158H88V157H86ZM98 158V157H97ZM109 158V157H108ZM125 158V157H124ZM186 158H188V157H186ZM199 158V157H198ZM220 158V157H219ZM262 158V157H261ZM3 159V158H2ZM1 159V157H0V161H1V163H2V160ZM45 159V158H44ZM54 159V158H53ZM52 159V160H53ZM58 159V158H57ZM60 159V158H59ZM127 159V158H126ZM131 159H132V157H131ZM144 159V158H143ZM201 159V158H200ZM234 159V158H233ZM232 159V160H233ZM30 160H31V158H30ZM28 160L27 162H30L29 164H27V165H30L31 164V161H33V160ZM36 160V159H35ZM41 160V161H42ZM60 160H62V159H60ZM70 160V159H69ZM99 160V159H98ZM133 160V159H132ZM146 160V159H145ZM186 160V159H185ZM198 160V159H197ZM216 160V159H215ZM38 161V160H37ZM50 160L48 159V161L45 159L43 162H38V165H37V162H34L37 166H36V168H34V170L36 169V174H40V173H44V172H47V171H51V169H55L54 167H55V162L54 163H52V162H49ZM59 161V160H58ZM66 161V160H65ZM64 161V162H65ZM95 161H97V160H95ZM179 161V160H178ZM24 162H25V160H24ZM67 162V161H66ZM65 162V163H66ZM69 162V161H68ZM67 162V163H68ZM90 162H91V158H90ZM173 162V161H172ZM0 163V164H1ZM26 163V162H25ZM70 163V162H69ZM72 163H73V161H72ZM95 163V162H94ZM97 163V162H96ZM150 163V162H149ZM7 164V165H8ZM76 164V163H75ZM92 164V163H91ZM126 164V163H125ZM178 164V163H177ZM198 164H200L199 162H198ZM19 165H21V164H19ZM18 165V166H19ZM83 165V164H82ZM81 165V166H82ZM85 165V164H84ZM93 165V164H92ZM99 165V164H98ZM107 165V164H106ZM111 165V164H110ZM124 165V164H123ZM130 165V164H129ZM184 165V164H183ZM211 165V164H210ZM2 166V165H1ZM6 166V165H5ZM58 166V165H57ZM65 166V165H64ZM76 166V165H75ZM100 167H101V165H99ZM117 166V165H116ZM119 166V165H118ZM151 166V165H150ZM3 167V166H2ZM8 167V166H7ZM20 167H22V165L20 166ZM30 167V166H29ZM33 167H35V166H33ZM33 167L31 168V169H33ZM107 167V166H106ZM105 167V168H106ZM135 167V166H134ZM154 167V166H153ZM19 168V167H18ZM28 168V167H27ZM62 168V167H61ZM64 168V167H63ZM77 168V167H76ZM88 168V167H87ZM98 168V167H97ZM102 168V167H101ZM128 168V167H127ZM173 168H174V166H173ZM201 168V167H200ZM211 168V167H210ZM209 168V169H210ZM31 169H30V173H32V171H31ZM59 169V168H58ZM70 169V168H69ZM90 169H92L91 167H90ZM94 169V168H93ZM93 169H92V172H93ZM96 169V168H95ZM94 169V170H95ZM107 169V168H106ZM157 169V168H156ZM16 170H19V169H16ZM22 170V169H21ZM24 170H25V168H24ZM66 170V169H65ZM73 170V169H72ZM75 170V169H74ZM97 170V169H96ZM203 170V169H202ZM228 170V169H227ZM1 171V170H0ZM12 171V170H11ZM14 172H15V169L13 170ZM64 171V170H63ZM76 171V170H75ZM74 171V172H75ZM78 172H76L73 176H75V175H79L80 173L82 174V172H85V171H81V170H77ZM88 171V170H87ZM130 171V170H129ZM150 171V170H149ZM177 171H178V169H177ZM188 171V170H187ZM201 171V170H200ZM211 171V170H210ZM217 171V170H216ZM5 172H7V170H6V168H5ZM17 172V171H16ZM22 172V175H24L23 174V172H25V171H21ZM33 172H35V171H33ZM90 172V171H89ZM88 172V173H89ZM125 172V171H124ZM230 172V171H229ZM8 173V172H7ZM29 173V174H30ZM68 174H69V172H67ZM73 173V172H72ZM117 173V172H116ZM116 173H115V175L114 176H117L116 175ZM227 173V172H226ZM1 176H2V171H1ZM12 174V173H11ZM34 174V173H33ZM36 174H34L35 176H36ZM46 174V173H45ZM56 174V173H55ZM59 174H60V172H59ZM59 174H58V176H59ZM71 174V173H70ZM106 173H104V175H105ZM128 174V173H127ZM173 174V173H172ZM15 175V174H14ZM20 175V174H19ZM21 175V176H22ZM48 176H49V173L47 174ZM54 175V174H53ZM53 175H51V176H53ZM63 175V174H62ZM98 176H99V174H97ZM100 175H101V173H100ZM102 175H103V173H102ZM103 175V176H104ZM124 175V174H123ZM126 175V174H125ZM134 175V174H133ZM139 175V174H138ZM143 175V174H142ZM213 175V174H212ZM25 176V175H24ZM31 176H33V175H31ZM47 176V178H48V180H49V177ZM51 176H50V178H51ZM61 176V175H60ZM72 176V174L70 175V177ZM97 176V177H98ZM107 176V175H106ZM106 176H104V177H106ZM109 176H110V174H109ZM109 176H108V179H109ZM112 176V175H111ZM144 176V175H143ZM179 176V175H178ZM254 176V175H253ZM4 177H5V174H4ZM11 177H12V175H11ZM14 177V176H13ZM15 177H17V176H15ZM19 177V176H18ZM45 179H46V175L45 176H43ZM57 177V176H56ZM62 177V176H61ZM64 177V176H63ZM67 177V176H66ZM77 177V176H76ZM122 177V176H121ZM170 177H171V175H170ZM183 177V176H182ZM208 177V176H207ZM229 177H230V175H229ZM232 177H234V176H232ZM7 178H9L8 176H7ZM24 178V177H23ZM26 178V180L24 179H20V182L18 183V184H14V183H12V181L10 180L9 182H7L6 183V189H11L12 191H11V193L10 192H3L1 195H0V201H1V203H4V204H9V203H12L14 200L16 201V199L18 200V198L21 196V190H22V188L20 187V186H24V182H30V178L29 179H27V177H25ZM40 178V177H39ZM55 178V177H54ZM79 177H77V179H78ZM82 178H84V177H81V179ZM111 178V177H110ZM212 178V177H211ZM226 178V177H225ZM5 179H6V177H5ZM13 179H15V178H13ZM19 179V178H18ZM17 179V180H18ZM37 179V178H36ZM52 179V178H51ZM67 179H68V177H67ZM86 179V178H85ZM97 179V178H96ZM169 179V178H168ZM183 179V178H182ZM198 179V178H197ZM201 179V178H200ZM216 179V178H215ZM218 179V178H217ZM228 179V178H227ZM53 180V179H52ZM52 180H51V182H52ZM55 180V179H54ZM57 180V179H56ZM62 180V179H61ZM61 180L59 181V183L61 182ZM69 180V179H68ZM70 180H71V178H70ZM79 180V179H78ZM117 180V179H116ZM128 180V179H127ZM137 180V179H136ZM15 181V180H14ZM38 181V180H37ZM37 181H36V183H37ZM76 179H74L73 180V184H70L69 185V187H72V186H74L75 184H76ZM91 181V180H90ZM99 181V180H98ZM111 181V180H110ZM163 181H165V180H163ZM178 181V180H177ZM234 181V180H233ZM2 182V181H1ZM3 182H5L4 180H3ZM2 182V183H3ZM17 182V181H16ZM32 182V181H31ZM34 182V181H33ZM39 182H42V181H40L39 180ZM43 182H44V179H43ZM54 182V181H53ZM79 182V181H78ZM85 182V181H84ZM115 182V181H114ZM117 182V181H116ZM137 182V181H136ZM165 182H167V181H165ZM228 182H231V181H228ZM45 183V182H44ZM54 183H56V182H54ZM96 183V182H95ZM111 183V182H110ZM118 183V182H117ZM120 183V182H119ZM123 183V182H122ZM121 183V184H122ZM202 183V182H201ZM227 183V182H226ZM232 183V182H231ZM235 183V182H234ZM239 183V182H238ZM35 184V183H34ZM107 184V183H106ZM157 184H158V182H157ZM237 184V183H236ZM246 184V183H245ZM254 184V183H253ZM29 185V184H28ZM58 185V184H57ZM60 185V184H59ZM62 185H63V183H62ZM67 185V184H66ZM77 185H79V184H77ZM84 185H86V184H84ZM111 185V184H110ZM144 185V184H143ZM173 185V184H172ZM212 185H213V183H212ZM235 185V184H234ZM239 186H240V184H238ZM244 185V184H243ZM22 186V187H23ZM37 186V185H36ZM40 186H42V185H39V187ZM255 186H257V185H255ZM29 187H30V185H29ZM38 187V188H39ZM51 187L53 188V186L51 185L49 188L51 189ZM58 187V186H57ZM56 187V188H57ZM63 187H64V189L63 190H65L66 189V191L68 190L67 188H65L66 186H64L63 185ZM104 187V186H103ZM115 187V186H114ZM134 187V186H133ZM149 187H150V185H149ZM167 187V186H166ZM171 187V186H170ZM186 187V186H185ZM216 187H217V185H216ZM215 187V188H216ZM224 187H225V185H224ZM233 187V186H232ZM241 187H242V184H241ZM32 188V187H31ZM34 188V187H33ZM37 187H35V189H36ZM88 188H91V187H88ZM102 188V187H101ZM129 188V187H128ZM159 188V187H158ZM180 188V187H179ZM235 188L237 189V187L235 186ZM30 189V188H29ZM40 189V188H39ZM54 189H55V187H54ZM53 189V190H54ZM171 189V188H170ZM186 189V188H185ZM185 189H183V190H185ZM211 189V188H210ZM33 190V189H32ZM49 190V189H48ZM93 190H95V189H93ZM99 189H97V191H98ZM103 190V189H102ZM107 190V189H106ZM132 190V189H131ZM228 190V189H227ZM23 191V190H22ZM35 191V190H34ZM72 191H73V189H72ZM88 189H87V187H83L82 189H81V192H80V194L79 195H81V196H85V194H87L88 193ZM148 191V190H147ZM50 192V191H49ZM107 192V191H106ZM124 192V191H123ZM122 192V193H123ZM159 192H161L160 190L158 191V195L160 196V194H159ZM171 192V191H170ZM175 192V191H174ZM182 192V191H181ZM184 192V191H183ZM62 193H64V191L62 192ZM90 193H91V189H90ZM97 193H99V192H97ZM102 193V192H101ZM113 193H115V191H113ZM125 193V192H124ZM152 192H150V194H151ZM199 193V192H198ZM228 193V192H227ZM264 193V192H263ZM262 193V194H263ZM38 194V193H37ZM52 194V193H51ZM58 194V193H57ZM65 194V193H64ZM64 194H62V195H64ZM110 194H111V192H110ZM121 194V193H120ZM129 194V193H128ZM149 194V193H148ZM243 194V193H242ZM59 195V194H58ZM74 195H75V193H74ZM119 194H117V196H118ZM176 195V194H175ZM198 196H199V194H197ZM246 195V194H245ZM37 196H39V195H37ZM49 196V195H48ZM52 196V195H51ZM71 196H73V195H71ZM107 196H108V193H107V195L105 196L106 198H107ZM136 196V195H135ZM143 196V195H142ZM169 196H170V194H169ZM182 196H183V198H184V200H185V198L186 199H189V198H192V197H194L195 196V193H193V192H191V191H186L185 190V192L182 194ZM206 196V195H205ZM221 196H222V194H221ZM34 197V196H33ZM63 197V196H62ZM79 197V196H78ZM109 197V196H108ZM113 197V196H112ZM140 197V196H139ZM162 197V196H161ZM167 197V196H166ZM177 197H178V194H177ZM211 197V196H210ZM39 198V197H38ZM80 198H82L83 199V197H79V200H80ZM85 198V197H84ZM101 198H102V194H101ZM119 198H120V196H119ZM118 198V199H119ZM180 198H181V196H180ZM200 198V197H199ZM262 198V197H261ZM263 198H264V195H263ZM20 199V198H19ZM43 199V198H42ZM50 199V198H49ZM54 199V198H53ZM68 199V198H67ZM117 199V198H116ZM115 199V200H116ZM117 199V200H118ZM121 199V198H120ZM161 199H164V197L163 198H161ZM170 199V198H169ZM212 199V198H211ZM58 200V199H57ZM62 200H64V199H62ZM99 200V199H98ZM130 200V199H129ZM129 200L126 198V202H128L127 203V207L130 209V211L132 210V211H134V214H135V211H137V209H138V207L135 205V204H133V203H129ZM141 200V199H140ZM146 200V199H145ZM160 200V199H159ZM181 201H182V199H180ZM179 200V201H180ZM204 200V199H203ZM220 200V199H219ZM250 200V199H249ZM42 201V200H41ZM55 201V200H54ZM53 201V202H54ZM64 201H66V199L64 200ZM81 201V200H80ZM83 201H84V199H83ZM90 201H91V199H90ZM114 201V200H113ZM138 201L139 200H137V203H138ZM151 201H153V200H151ZM167 201H168V198H167ZM187 201V200H186ZM186 201H185V203H186ZM225 201V200H224ZM223 201V202H224ZM17 203H18V201H16ZM31 201H30V198H28V199H26L25 200V203H30ZM49 202H50V200H49ZM61 202V200H59V203ZM111 202V201H110ZM133 202V201H132ZM154 202V201H153ZM152 202V203H153ZM171 202H172V200H171ZM230 202V201H229ZM47 203H48V201H47ZM58 203V202H57ZM56 203V204H57ZM62 203V202H61ZM68 203V202H67ZM79 203V202H78ZM112 203V202H111ZM115 203H116V201H115ZM160 203V202H159ZM184 203V202H183ZM38 204V203H37ZM42 204V203H41ZM124 204V203H123ZM148 204H150V202H148L147 201V206H148ZM189 204V203H188ZM224 204H227V202H225ZM18 205V204H17ZM45 205V204H44ZM49 205H52V204H49ZM53 205H54V203H53ZM66 205V204H65ZM110 205V204H109ZM120 205V204H119ZM125 205V204H124ZM163 205V204H162ZM165 205V204H164ZM170 205V204H169ZM175 205H176V203H175ZM264 205V202H263V204L261 205V207ZM35 206H36V203H35ZM59 206V205H58ZM92 206V205H91ZM180 206V205H179ZM18 207V206H17ZM64 207V206H63ZM66 207V206H65ZM80 207V206H79ZM83 207V206H82ZM124 207V206H123ZM123 207H121L122 208V210H123ZM140 207V206H139ZM189 207V206H188ZM221 207V206H220ZM228 206H226V208H227ZM234 207V206H233ZM39 208V207H38ZM127 208V209H128ZM184 208V207H183ZM260 208V207H259ZM0 209H2L1 207H0ZM24 209V208H23ZM26 209V208H25ZM34 209V208H33ZM56 209V208H55ZM66 209H67V207H66ZM114 209H115V207H114ZM117 209V208H116ZM228 209V208H227ZM58 210V209H57ZM60 210H61V208H60ZM83 210V209H82ZM109 210V209H108ZM121 210V209H120ZM142 210V209H141ZM144 210V209H143ZM147 210H150L151 211V209L150 208H147ZM188 210H189V208H188ZM264 210V209H263ZM8 211V210H7ZM6 211V212H7ZM24 211V210H23ZM25 211H27V210H25ZM62 211V210H61ZM84 211V210H83ZM107 211V210H106ZM128 211V210H127ZM146 211V210H145ZM154 211V210H153ZM153 211H151L152 213H153ZM156 211V210H155ZM167 211V210H166ZM198 211V210H197ZM256 211V210H255ZM11 212V211H10ZM48 212V211H47ZM69 212V211H68ZM113 212V211H112ZM142 212V211H141ZM148 212V211H147ZM151 212H149V213H151ZM172 212V211H171ZM175 212V211H174ZM252 212V211H251ZM38 213V215H40L39 214V211L37 212ZM36 213V214H37ZM80 213V215H81V213L82 212H79ZM115 213H116V211H115ZM132 213V212H131ZM140 213V212H139ZM186 213V212H185ZM263 213H264V211H263ZM24 214V213H23ZM62 214V213H61ZM61 214H59V215H61ZM66 214V213H65ZM71 214V213H70ZM118 214V213H117ZM143 214V213H142ZM157 214V213H156ZM155 214V215H156ZM161 214V213H160ZM170 214V213H169ZM191 214V213H190ZM227 214V213H226ZM13 215V214H12ZM45 215V214H44ZM53 215V214H52ZM64 215V214H63ZM79 215V216H80ZM116 215V214H115ZM121 215V214H120ZM119 215V216H120ZM139 215V214H138ZM178 215V214H177ZM263 215V214H262ZM30 216V215H29ZM70 216V215H69ZM73 216V215H72ZM104 216H105V214H104ZM111 216H112V214H111ZM150 216L152 217V215L150 214ZM158 216V215H157ZM167 216V215H166ZM173 216H174V214H173ZM176 216V215H175ZM175 216H174V218H175ZM207 216V215H206ZM230 216V215H229ZM0 217H1V214H0ZM33 217V216H32ZM31 217V218H32ZM46 217V216H45ZM44 217V218H45ZM49 217V216H48ZM51 217V216H50ZM57 217H58V215H57ZM61 217H63V216H61ZM60 217V218H61ZM67 217V216H66ZM90 217H91V215H90ZM129 217V216H128ZM133 217V216H132ZM135 217H136V214H135ZM144 217V216H143ZM160 217V216H159ZM218 217H220V216H218ZM256 216H254L253 218H255ZM59 218V219H60ZM76 218V217H75ZM112 218V217H111ZM153 218H155V217H153ZM181 218V217H180ZM179 218V219H180ZM222 218H223V216H222ZM260 218V217H259ZM2 219H3V217H2ZM1 219V220H2ZM13 219V218H12ZM41 219H42V217H41ZM71 219V218H70ZM94 219H95V217H94ZM114 219V218H113ZM117 219V218H116ZM137 219V218H136ZM144 218H141V220H143ZM146 219H148V218H146ZM145 219V221H147ZM156 219V218H155ZM160 219V218H159ZM176 219V218H175ZM227 219H228V217H227ZM32 220V219H31ZM52 220V219H51ZM87 220V219H86ZM128 220H130V219H128ZM133 220V219H132ZM135 220V219H134ZM158 220V219H157ZM183 220V219H182ZM182 220H180V222L182 223ZM204 220V219H203ZM211 220V219H210ZM247 220V219H246ZM262 220V219H261ZM3 221V220H2ZM17 221V220H16ZM55 221V220H54ZM126 221H127V218H126ZM125 221V222H126ZM168 221V220H167ZM216 221H217V219H216ZM231 221V220H230ZM248 221V220H247ZM6 222V221H5ZM7 222H9V221H7ZM10 222H11V220H10ZM31 222V221H30ZM47 222V221H46ZM76 222V221H75ZM87 222V221H86ZM85 222V223H86ZM149 222H151V220H149ZM154 221L152 220V222L151 223H153ZM164 222V221H163ZM179 222V223H180ZM203 222V221H202ZM218 222V221H217ZM234 222H235V220H234ZM239 222H241V221H239ZM256 222V221H255ZM263 222V221H262ZM1 223H3V222H0V224ZM41 223V222H40ZM44 223H45V221L43 222V224L42 225H44ZM55 223V222H54ZM61 223V222H60ZM63 223V222H62ZM69 223V221H68V219H67V223L66 224H68ZM74 223V222H73ZM79 223V222H78ZM84 223V224H85ZM92 223V222H91ZM109 223V222H108ZM126 223H128V222H126ZM144 223V222H143ZM142 223V224H143ZM168 223V222H167ZM208 223V222H207ZM210 224H211V222H209ZM214 223V222H213ZM225 223V222H224ZM232 223H233V221H232ZM264 223V222H263ZM14 224H15V222H14ZM59 224V223H58ZM70 224V223H69ZM75 224V223H74ZM73 224V225H74ZM77 224V223H76ZM94 223H92V225H93ZM100 224V223H99ZM155 224V223H154ZM178 224V223H177ZM189 224V223H188ZM205 224V223H204ZM231 224V223H230ZM239 224V223H238ZM3 225V224H2ZM5 225H6V223H5ZM22 225V224H21ZM29 225L31 226V223H29ZM46 225V224H45ZM52 226H51V228L53 227V223L51 224ZM54 225H56V223L54 224ZM61 225V224H60ZM71 225V224H70ZM70 225H69V227H70ZM72 225V226H73ZM78 225V224H77ZM77 225H76V227H77ZM95 225V224H94ZM136 225H137V223H136ZM145 225V224H144ZM143 225V226H144ZM153 225V224H152ZM180 225V224H179ZM183 225V224H182ZM207 225L208 224H206V227H207ZM235 225V224H234ZM15 226V225H14ZM33 226H35V225H33ZM39 226H41V225H39ZM48 226V225H47ZM71 226V227H72ZM75 226V225H74ZM96 226H97V224H96ZM107 226V225H106ZM106 226H104V227H106ZM119 226V225H118ZM142 226V225H141ZM150 226H151V224L150 225H148V227L150 228ZM167 226H168V224H167ZM218 226H219V224H218ZM227 226V225H226ZM0 227H1V225H0ZM68 227V226H67ZM79 227V226H78ZM78 227H77V229H78ZM86 227H87V225H86ZM92 227V226H91ZM95 227V226H94ZM104 227H103V229H104ZM145 227V226H144ZM177 227H178V225H177ZM189 227V226H188ZM192 227V226H191ZM230 227V226H229ZM235 227V226H234ZM233 227V228H234ZM239 227V229H240V226H238ZM12 228V227H11ZM21 228H23V227H21ZM48 228V227H47ZM64 229H65V227H63ZM85 228V227H84ZM83 228V229H84ZM87 228H89V227H87ZM98 228V227H97ZM128 228V227H127ZM146 228V227H145ZM163 228V227H162ZM161 228V229H162ZM166 228V227H165ZM180 228V227H179ZM178 228V229H179ZM194 228V227H193ZM196 228V227H195ZM200 228V227H199ZM211 228H212V226H211ZM233 228H232V230H233ZM263 228V227H262ZM0 229H2V228H0ZM15 229V228H14ZM31 229V228H30ZM53 229V228H52ZM139 229V228H138ZM212 229H214V227L212 228ZM230 229H231V227H230ZM145 230V229H144ZM165 230V229H164ZM177 230V229H176ZM185 230V229H184ZM208 230V229H207ZM27 231V230H26ZM59 231H60V229H59ZM64 231V230H63ZM66 231V230H65ZM71 231H73V230H71ZM85 231H86V229H85ZM84 231V232H85ZM110 231V230H109ZM129 231H130V228H129ZM132 231V230H131ZM163 231V230H162ZM219 231V230H218ZM222 231V230H221ZM68 232V231H67ZM106 232H108V230L106 229ZM192 232V231H191ZM203 232V231H202ZM211 232V231H210ZM214 232V231H213ZM212 232V233H213ZM217 232V231H216ZM249 232H250V230H249ZM2 233V232H1ZM3 233H4V231H3ZM12 233V232H11ZM17 233L19 234V231L18 232H16V235H17ZM44 233V232H43ZM59 233H61L62 234V230L59 232ZM83 233V232H82ZM172 233V232H171ZM179 233V232H178ZM181 233V232H180ZM205 233V232H204ZM262 233V232H261ZM28 234V233H27ZM52 234H53V236H54V233L52 232ZM64 235H63V237L62 238H60V235L58 236V240H56L55 242H54V244H53V247H62V246H64L65 245V243H66V241L67 242H72V243H80V246H81V244L82 245H85V243H87L86 242V240L84 241V240H82V239H80V238H78V236L77 235H75V232L73 233H66V235H65V233H63ZM163 234H165V233H163ZM177 234V233H176ZM194 234V233H193ZM209 234H211V233H209ZM220 234H223V233H220ZM263 234V233H262ZM4 235H5V233H4ZM48 235H50V234H48ZM84 235H85V233H84ZM87 235V234H86ZM92 235V234H91ZM129 235V234H128ZM183 235V234H182ZM192 235V234H191ZM216 235H217V233H216ZM260 235V234H259ZM8 236V235H7ZM27 237H28V235H26ZM52 236V237H53ZM62 236V235H61ZM100 236V235H99ZM178 236V235H177ZM186 236V235H185ZM220 236V235H219ZM27 237H24V238H27ZM39 237H40V235H39ZM52 237H51V239H52ZM84 237V236H83ZM87 237V236H86ZM127 237V236H126ZM125 237V238H126ZM158 237V236H157ZM167 237V236H166ZM171 237V236H170ZM221 237V236H220ZM260 237H261V235H260ZM19 237H17V239H18ZM37 238L38 237H36V240H37ZM60 238V239H59ZM174 238H176V237H174ZM214 238V237H213ZM216 238H217V236H216ZM226 238V237H225ZM7 239V238H6ZM13 239V238H12ZM12 239H10V240H12ZM16 239V238H15ZM40 239V238H39ZM109 239V238H108ZM118 239H119V237H118ZM167 239V238H166ZM197 239V238H196ZM9 240V241H10ZM46 240V239H45ZM181 240V239H180ZM179 240V241H180ZM187 240V239H186ZM210 240H211V238H210ZM209 240V241H210ZM218 240V239H217ZM222 240H223V238H222ZM221 240V241H222ZM242 240V239H241ZM17 241V240H16ZM20 241H21V239H20ZM19 241V242H20ZM25 241V240H24ZM29 241V240H28ZM38 241V240H37ZM36 241V242H37ZM47 241V240H46ZM120 241V240H119ZM121 241H122V239H121ZM137 241V240H136ZM175 241H177V240H175ZM189 241V240H188ZM204 241V240H203ZM208 241V242H209ZM221 241H220V245H222L221 244ZM231 241V240H230ZM236 241V240H235ZM2 242V241H1ZM15 242V241H14ZM33 242V241H32ZM35 242V241H34ZM44 242V241H43ZM51 242V241H50ZM96 242V241H95ZM99 242V241H98ZM131 242V241H130ZM193 242H195V240L193 241ZM197 242V241H196ZM202 241H200V243H201ZM204 242H206V241H204ZM215 242V241H214ZM219 242V241H218ZM226 242H227V240H226ZM17 243V242H16ZM39 243H40V241H39ZM48 243V242H47ZM53 243V242H52ZM97 243V242H96ZM163 243V242H162ZM161 243V244H162ZM168 243H169V245H170V242L168 241ZM178 243V242H177ZM190 243V242H189ZM191 243H192V241H191ZM190 243V244H191ZM210 243V242H209ZM227 243H229V240H228V242ZM226 243V244H227ZM4 244V243H3ZM6 244V243H5ZM32 244V243H31ZM35 244V243H34ZM37 244V243H36ZM36 244H35V247H36ZM43 244V243H42ZM201 244H203V243H201ZM205 244V243H204ZM211 244V243H210ZM219 244V243H218ZM217 244V245H218ZM226 244H224V245H226ZM237 244V243H236ZM39 245V244H38ZM44 245V244H43ZM103 245V244H102ZM147 245V244H146ZM157 245H158V243H157ZM156 245V246H157ZM175 245H178V244H176L175 243ZM188 245V244H187ZM194 245V247H195V244H193L192 243V246ZM223 245V246H224ZM242 243H241V247H242ZM262 245V244H261ZM7 246V245H6ZM8 246H9V244H8ZM22 246V245H21ZM41 246V245H40ZM90 246V245H89ZM88 246V247H89ZM92 246H94V245H91V247ZM98 246V245H97ZM165 246V245H164ZM163 246V247H164ZM172 246V245H171ZM171 246H169V247H171ZM179 246V245H178ZM206 246V245H205ZM210 246V245H209ZM213 246H214V244H213ZM3 247V246H2ZM12 247V246H11ZM17 247V246H16ZM25 247V246H24ZM66 247V246H65ZM71 247H72V245H71ZM77 247H79V246H77ZM151 247V246H150ZM160 247H161V245H160ZM173 247V246H172ZM175 247V246H174ZM189 248H190V245L188 246ZM226 247V246H225ZM234 247V246H233ZM18 248V247H17ZM26 248V247H25ZM38 248H40V247H37V249L36 250H42V249H38ZM44 248H50V245H49V247H45V245H44ZM90 248V247H89ZM166 248V247H165ZM210 248V247H209ZM212 248V247H211ZM214 249L216 248V247H213ZM221 249V251H222V247H220ZM249 248V247H248ZM1 249V248H0ZM9 249H10V247H9ZM19 249V248H18ZM65 249V248H64ZM87 249V248H86ZM85 249V250H86ZM92 249H95V247H92ZM111 249V248H110ZM168 249V248H167ZM171 249V248H170ZM186 249V248H185ZM192 249V248H191ZM207 249V248H206ZM205 249V250H206ZM243 249V248H242ZM262 249V248H261ZM4 250V249H3ZM16 250V249H15ZM32 250H34L35 251V249H32ZM46 250V249H45ZM70 250V249H69ZM79 250V249H78ZM87 250H89V249H87ZM137 250V249H136ZM177 250V249H176ZM190 250V249H189ZM198 250H199V248H198ZM211 250V249H210ZM256 250V249H255ZM263 250V249H262ZM5 251V250H4ZM3 251V252H4ZM25 251H28V253H29V249L27 250H25ZM24 251V252H25ZM43 251H44V249H43ZM52 251H56V249H54V250H52ZM65 251H67V250H65ZM92 251V250H91ZM105 251H106V249H105ZM163 251H165V249H163ZM173 251V250H172ZM179 251V250H178ZM203 251V250H202ZM207 252L209 251V250H206ZM214 251V250H213ZM213 251H209V252H213ZM225 251H226V253H227V250H226V248H225ZM239 251H240V249H239ZM18 252V251H17ZM72 252V251H71ZM74 252V251H73ZM81 252H83L82 250H81ZM90 252V251H89ZM166 252V251H165ZM168 252V251H167ZM169 252H171V251H169ZM199 252V251H198ZM197 252V253H198ZM224 252V251H223ZM229 252H231V251H229ZM241 252H243V251H240V253ZM257 252H259V250L258 251H256V253ZM9 253V252H8ZM11 253V252H10ZM26 254H27V252H25ZM34 253V252H33ZM46 253H47V251H46ZM54 253V252H53ZM52 253V254H53ZM56 253H58V251L56 252ZM77 253V252H76ZM92 253V252H91ZM106 253V252H105ZM108 253V252H107ZM117 253V252H116ZM193 253V252H192ZM206 253V252H205ZM204 253V254H205ZM236 253V252H235ZM252 253V252H251ZM260 253H262V252H260ZM13 254H15V253H13ZM21 254V253H20ZM35 254V253H34ZM42 254V253H41ZM40 254V255H41ZM62 254H63V251H62ZM64 254H65V252H64ZM73 254H75V253H73ZM89 254V253H88ZM102 254V253H101ZM173 254H178V252H175V253H173ZM182 254V253H181ZM199 254V253H198ZM204 254H201V255H204ZM259 254V253H258ZM6 255V254H5ZM17 255V254H16ZM65 255H67V254H65ZM165 255V254H164ZM163 255V256H164ZM179 256H181L180 255V253L178 254ZM216 255V254H215ZM218 255L219 256H221L219 253H218ZM218 255H217V257H218ZM226 255V254H225ZM227 255H228V253H227ZM252 255V254H251ZM256 256H257V254H255ZM8 256V255H7ZM9 256H10V254H9ZM25 255H23V257H24ZM43 256H45V255H43ZM63 256V255H62ZM113 256V255H112ZM136 256H137V254H136ZM148 256V255H147ZM169 256V255H168ZM172 256V255H171ZM179 256H178V258H179ZM199 256V255H198ZM207 256V255H206ZM210 256V255H209ZM224 256V255H223ZM233 256H234V254H233ZM236 256V255H235ZM241 256V255H240ZM250 256V255H249ZM252 256H254V253H253V255ZM261 256V255H260ZM19 257V256H18ZM59 257V256H58ZM57 256H56V260H55V262L58 260L57 258H58ZM83 257H85L84 255H83ZM87 257H88V255H87ZM86 257V258H87ZM165 257V256H164ZM174 257H175V255H174ZM205 257V256H204ZM212 257H213V255H212ZM227 257V256H226ZM243 257V256H242ZM245 257V256H244ZM262 257V256H261ZM1 258H3V257H1ZM0 258V259H1ZM10 258H11V256H10ZM53 258H55V257H53ZM74 258H76V256L74 257ZM74 258H69V259H74ZM103 258H104V255H103ZM107 258H108V256H107ZM113 258V257H112ZM120 258V257H119ZM143 258H144V256H143ZM173 258V257H172ZM177 258V257H176ZM200 258V257H199ZM234 258V257H233ZM241 258V257H240ZM249 258V257H248ZM5 259V258H4ZM7 259H8V257H7ZM32 259L34 260V261H37L38 262V264L42 261V258L40 257L39 258V256L37 257V252H36V255H35V257L33 256L32 257ZM51 259V258H50ZM123 259H124V257H123ZM138 259V258H137ZM170 259H171V257H170ZM174 259V258H173ZM190 259V258H189ZM219 259V258H218ZM221 259H222V257H221ZM226 260H227V258H225ZM230 259V258H229ZM254 259V258H253ZM261 259V261H259V262H261V263H263L264 264V258H260ZM26 260V259H25ZM61 260V259H60ZM76 260H77V258H76ZM107 260V259H106ZM145 260V259H144ZM147 260H149V259H147ZM211 260H212V258H211ZM214 260V259H213ZM223 260V259H222ZM225 260V262H227ZM236 260H237V257H236ZM246 260V259H245ZM256 260H257V258H256ZM0 261H2V259L0 260ZM6 261H8V260H6ZM24 261V260H23ZM23 261H21V262H23ZM27 261H28V259H27ZM29 261H30V259H29ZM45 261V260H44ZM59 261V260H58ZM69 261H72V260H69ZM74 261V260H73ZM81 261V260H80ZM96 261V260H95ZM162 261V260H161ZM165 261H168V260H165ZM171 261V260H170ZM218 261V260H217ZM217 261H215V262H217ZM11 262V261H10ZM9 262V263H10ZM60 262V261H59ZM62 262H63V260H62ZM67 262V261H66ZM103 262V261H102ZM105 262V261H104ZM162 262H164V260L162 261ZM213 262V261H212ZM225 262L223 261V264H225ZM232 262V261H231ZM238 262V261H237ZM254 262H255V260H254ZM8 263V264H9ZM12 263V262H11ZM10 263V264H11ZM34 262L32 261V264H33ZM45 263V262H44ZM58 263V262H57ZM68 263H70V262H68ZM72 263V262H71ZM74 263V262H73ZM79 263H81V262H79ZM78 262H77V264H79ZM97 263V262H96ZM115 263V262H114ZM119 263V262H118ZM141 263V262H140ZM230 263V262H229ZM245 263V262H244ZM257 263H258V261H257ZM256 263V264H257ZM28 264V263H27ZM55 264V263H54ZM60 264H65V263H60ZM76 264V263H75ZM83 264V263H82ZM116 264H117V262H116ZM136 264V263H135ZM138 264V263H137ZM151 264V263H150ZM158 264H159V262H158ZM166 264H167V262H166ZM173 264H175V262L173 263ZM212 264H214V263H212ZM235 264V263H234ZM250 264H252V263H250Z\"/></svg>",
	"mask_w": 264,
	"mask_h": 264
}]
</instances>
